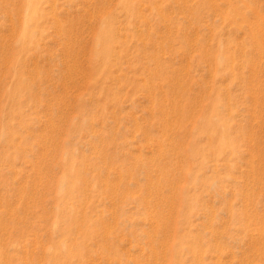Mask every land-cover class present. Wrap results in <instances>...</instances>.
<instances>
[{"label": "rangeland", "instance_id": "374dc122", "mask_svg": "<svg viewBox=\"0 0 264 264\" xmlns=\"http://www.w3.org/2000/svg\"><path fill=\"white\" fill-rule=\"evenodd\" d=\"M0 264H264V0H0Z\"/></svg>", "mask_w": 264, "mask_h": 264}]
</instances>
